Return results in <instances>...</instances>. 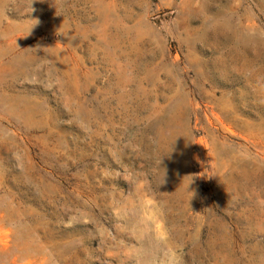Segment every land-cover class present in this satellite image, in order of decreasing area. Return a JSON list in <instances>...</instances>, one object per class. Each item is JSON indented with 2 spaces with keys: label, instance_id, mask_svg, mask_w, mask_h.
I'll use <instances>...</instances> for the list:
<instances>
[{
  "label": "rangeland",
  "instance_id": "1",
  "mask_svg": "<svg viewBox=\"0 0 264 264\" xmlns=\"http://www.w3.org/2000/svg\"><path fill=\"white\" fill-rule=\"evenodd\" d=\"M264 264V0H0V264Z\"/></svg>",
  "mask_w": 264,
  "mask_h": 264
},
{
  "label": "clouds",
  "instance_id": "2",
  "mask_svg": "<svg viewBox=\"0 0 264 264\" xmlns=\"http://www.w3.org/2000/svg\"><path fill=\"white\" fill-rule=\"evenodd\" d=\"M33 2V0H32ZM175 253L174 252H170L169 253V264H178V261H176L174 259Z\"/></svg>",
  "mask_w": 264,
  "mask_h": 264
}]
</instances>
